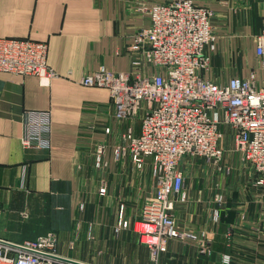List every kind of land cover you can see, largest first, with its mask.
Here are the masks:
<instances>
[{"label":"crops","instance_id":"obj_1","mask_svg":"<svg viewBox=\"0 0 264 264\" xmlns=\"http://www.w3.org/2000/svg\"><path fill=\"white\" fill-rule=\"evenodd\" d=\"M165 1L0 0V39L47 43V64L57 74L45 82L0 72L1 241L18 245L54 233L57 255L85 264H264V185L232 150L221 170L201 158L183 163L187 198H175L174 213L177 230L191 237L171 240L158 262L132 228L116 232L120 214L134 222L154 194L152 162L140 170L116 159L127 130L139 132L140 123L116 121L109 91L81 81L101 70L140 71L131 50L135 33L150 25L142 9ZM201 4L213 10L217 34L206 79L225 85L255 73L261 84L256 37L264 0ZM28 111L50 113V149L24 144ZM229 140L222 146L230 149ZM98 142L108 146L101 172L93 166Z\"/></svg>","mask_w":264,"mask_h":264},{"label":"built area","instance_id":"obj_2","mask_svg":"<svg viewBox=\"0 0 264 264\" xmlns=\"http://www.w3.org/2000/svg\"><path fill=\"white\" fill-rule=\"evenodd\" d=\"M202 0H167L142 11L150 25L133 36L134 65L140 71L117 73L101 70L81 81L86 87L109 91L116 121L140 123V131L127 130L115 150L117 160L131 159L137 169L152 162L155 192L144 203L140 217L132 223L120 214L116 232L132 228L140 242L150 248L158 262L173 239L189 234L177 230L176 197L186 201L187 157L206 160L221 170L226 149L224 136L230 132L235 151L259 176L264 185V81L255 73L249 78L233 77L225 85L206 79L217 50L214 12ZM48 44L29 39H0V72L37 76L50 82L57 74L48 64ZM256 54L264 73V29L256 37ZM23 142L29 148H51V115L47 111L25 114ZM110 134L111 129L105 128ZM107 144L98 142L93 166L107 168ZM107 194L106 186L100 195ZM83 207V206H82ZM217 216V215H216ZM17 247L0 244V264H58V238L54 233L26 241Z\"/></svg>","mask_w":264,"mask_h":264},{"label":"water","instance_id":"obj_3","mask_svg":"<svg viewBox=\"0 0 264 264\" xmlns=\"http://www.w3.org/2000/svg\"><path fill=\"white\" fill-rule=\"evenodd\" d=\"M0 244L1 245H5V246L17 247L14 244H10V243H7V242L1 241V240H0ZM50 257H52L54 260H56L59 263H64V264H85V263L78 262V261H75V260H72V259H68V258H64V257L58 256V255H50Z\"/></svg>","mask_w":264,"mask_h":264},{"label":"rangeland","instance_id":"obj_4","mask_svg":"<svg viewBox=\"0 0 264 264\" xmlns=\"http://www.w3.org/2000/svg\"><path fill=\"white\" fill-rule=\"evenodd\" d=\"M149 27V26H148ZM147 28V27H146ZM108 71H113V70H108ZM113 72H115V71H113ZM123 73H125V72H122V74ZM126 73H128V72H126ZM228 137V139H229V137H230V149L229 148H227V146H226V148H225V146H224V144H223V147L226 149V153H227V151H230V150H232V153H233V155H238V156H240L241 157V159H243V157L240 155V154H238L236 151H235V149H234V142H233V138H232V136H230V134L228 133L227 135H225L224 136V139H223V141L224 140H226V138ZM192 159H195V160H198V159H200L199 157L197 158V157H195V158H191V157H187V158H185L184 159V161H183V163H186V161H188V160H192ZM244 162V161H243ZM58 248V247H57ZM58 251V249H56V252Z\"/></svg>","mask_w":264,"mask_h":264}]
</instances>
